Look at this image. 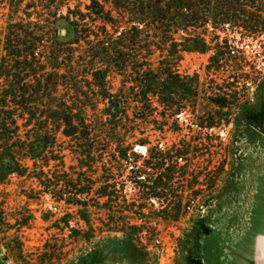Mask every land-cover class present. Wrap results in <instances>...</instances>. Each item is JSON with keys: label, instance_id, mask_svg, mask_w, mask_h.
<instances>
[{"label": "rangeland", "instance_id": "374dc122", "mask_svg": "<svg viewBox=\"0 0 264 264\" xmlns=\"http://www.w3.org/2000/svg\"><path fill=\"white\" fill-rule=\"evenodd\" d=\"M91 1L56 0L63 15L68 8L86 13ZM97 1H105L107 10L120 3L137 14L147 5V0ZM32 2L38 3L0 0V59L15 24L36 20L35 12L48 15L39 6L28 8ZM239 9V26L208 25L209 49L179 62L181 74L197 76L186 87L192 94L181 111L162 116L167 111L154 102L147 122H134L148 147L176 152L157 167L136 145L142 158L129 160L148 179L161 172L159 198L139 200L129 164L119 173L107 157L82 174L67 170L41 180L10 174L0 181V264H252L254 242L264 236V1L242 2ZM57 25L62 35L67 32L59 38L68 39L69 25L63 20ZM222 38L238 44L220 53ZM7 79L0 74V83ZM218 88L224 107L210 100ZM69 166L77 163L66 157ZM107 193L121 202L108 203ZM131 225L139 226L138 237L127 236Z\"/></svg>", "mask_w": 264, "mask_h": 264}, {"label": "trees", "instance_id": "16d2710c", "mask_svg": "<svg viewBox=\"0 0 264 264\" xmlns=\"http://www.w3.org/2000/svg\"><path fill=\"white\" fill-rule=\"evenodd\" d=\"M42 1L27 7L46 9V18L35 12L36 20L15 24V35H6L4 41L0 74L11 79L0 83V181L10 174L41 180L67 170L91 172L93 163L107 157L119 173L129 164L139 200L159 198L157 189L164 185L161 172L148 179L145 169L131 166L129 160L142 158L136 145L144 147L145 156L157 167L176 152L148 147L147 137L134 122H147L154 102L167 111L162 116L180 112L186 95L192 94L186 87L197 77L179 72L183 56L207 51L208 25L215 30L224 24L239 26L241 3L257 0H147L138 14L120 3L107 10L105 1L92 0L86 13L68 8L65 15L56 0ZM24 14L31 17L27 11ZM59 20L71 28L68 39L59 38ZM233 42L238 44L222 38L220 53L233 50ZM221 92L218 88L210 100L224 107ZM66 157L77 166L66 169ZM172 174L167 170L166 178ZM105 196L108 203L119 201L111 193ZM129 228L133 232L127 236L138 237L139 226Z\"/></svg>", "mask_w": 264, "mask_h": 264}, {"label": "crops", "instance_id": "0c3cea01", "mask_svg": "<svg viewBox=\"0 0 264 264\" xmlns=\"http://www.w3.org/2000/svg\"><path fill=\"white\" fill-rule=\"evenodd\" d=\"M252 264H264V236L258 237L254 242Z\"/></svg>", "mask_w": 264, "mask_h": 264}, {"label": "bare ground", "instance_id": "6f19581e", "mask_svg": "<svg viewBox=\"0 0 264 264\" xmlns=\"http://www.w3.org/2000/svg\"><path fill=\"white\" fill-rule=\"evenodd\" d=\"M140 149H144V148L140 146Z\"/></svg>", "mask_w": 264, "mask_h": 264}, {"label": "water", "instance_id": "95a60500", "mask_svg": "<svg viewBox=\"0 0 264 264\" xmlns=\"http://www.w3.org/2000/svg\"><path fill=\"white\" fill-rule=\"evenodd\" d=\"M263 126H264V124H263Z\"/></svg>", "mask_w": 264, "mask_h": 264}]
</instances>
